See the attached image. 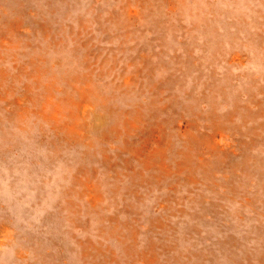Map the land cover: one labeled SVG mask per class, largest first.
<instances>
[{
  "label": "rangeland",
  "instance_id": "obj_1",
  "mask_svg": "<svg viewBox=\"0 0 264 264\" xmlns=\"http://www.w3.org/2000/svg\"><path fill=\"white\" fill-rule=\"evenodd\" d=\"M0 3V28L10 26L6 33L17 43L13 49L6 47L8 53L14 50L17 58L5 64L0 57V66L9 75L19 74L20 66L25 68L20 75L23 82L20 90L26 91L29 86L33 93L40 90V84L34 86L33 74L47 68L48 73L41 81L49 80L51 74L59 72L58 67L76 59V44L70 38L78 34L81 40H86L88 60L93 63L89 73L84 70L89 76L86 82L98 86L116 109H130L132 103L141 102V109L146 112L143 124L151 122V138L156 141L160 133L168 132L174 148L184 150L188 160L178 177L162 176L157 185L139 182L136 197L125 190L126 184L121 181L119 191L111 194L101 181L103 199L95 206L88 203V194L79 198L74 192V208L68 210L61 195L64 161L54 158L49 162L51 154H47L53 143L59 148L57 151L71 157L84 148L61 140L65 115H76L66 109L70 102L65 101L60 107L57 97L47 96L49 106L42 111L38 105L35 112L36 100H28L32 104L27 105L32 119L27 124L29 132L25 128L24 134L14 119L4 116L6 107L0 105V264H146L143 251L147 260L151 257L149 264H169L165 257L179 255L181 251L185 257L171 264H238L237 260L246 263L247 259L259 263L264 248L260 242V236L264 237V214L254 209L261 210L264 201L253 202L255 207H244L240 200L249 188L256 195L260 193L264 200V176L257 159L264 157V0H0ZM81 57L80 54L77 59ZM100 60L103 63L99 64ZM125 76L133 78V87L125 88L121 82ZM76 85L79 86L78 82L73 87L71 81L67 89L72 95ZM33 93L30 94L36 97ZM16 96L19 93L12 85L0 83V100L4 104L12 102L8 109L19 110ZM52 110L56 113L50 123L55 124L54 129L42 119ZM71 115H67L68 119L75 121ZM96 120L93 119L100 126L106 121ZM96 132L89 129L90 138L94 139ZM174 148L168 153L171 157L178 154ZM247 153L253 159L246 168L243 160L248 158ZM124 156L129 155L125 152ZM10 164L14 165L11 170ZM39 170H43L47 179H40ZM183 175L189 178L182 179ZM172 179L175 189L166 186ZM228 183L239 187L229 191ZM74 190L82 187L75 185ZM157 216L165 228L157 226L151 230V217ZM194 223L199 225L194 226L197 229L193 228ZM130 227L135 231L133 235L128 233ZM164 244L173 246L167 254Z\"/></svg>",
  "mask_w": 264,
  "mask_h": 264
},
{
  "label": "bare ground",
  "instance_id": "obj_2",
  "mask_svg": "<svg viewBox=\"0 0 264 264\" xmlns=\"http://www.w3.org/2000/svg\"><path fill=\"white\" fill-rule=\"evenodd\" d=\"M58 1V0H57ZM81 1V0H80ZM110 1V0H109ZM72 2V0H71ZM74 2V1H73ZM121 2V1H120ZM3 3V2H2ZM0 3V4H2ZM66 3V2H65ZM76 3V1H75ZM90 3V2H89ZM122 3V2H121ZM9 4V2H8ZM7 4V6H8ZM64 4V3H63ZM77 4V3H76ZM84 4V2H83ZM95 4V3H94ZM5 5V4H4ZM15 5V4H14ZM79 5V4H78ZM91 5V4H90ZM125 5V4H124ZM63 6V5H62ZM61 6V7H62ZM88 6V5H87ZM32 7V6H31ZM65 7V6H64ZM24 8V7H22ZM21 8V9H22ZM71 8V7H70ZM106 8V7H105ZM20 9V8H19ZM27 9V8H26ZM33 9V8H32ZM63 9V8H62ZM129 9V8H128ZM14 10V9H13ZM31 10V9H30ZM80 10V9H79ZM25 11V10H24ZM77 11V10H75ZM72 11V12H75ZM98 11V10H97ZM109 11V10H108ZM12 12V11H11ZM21 12V11H20ZM101 12V11H100ZM107 12V11H106ZM34 13V12H33ZM37 13V12H36ZM35 13V14H36ZM88 13V12H87ZM129 13V12H128ZM127 13V14H128ZM1 14V13H0ZM5 14V13H4ZM19 14V13H18ZM17 14V15H18ZM39 14V13H38ZM54 14V13H53ZM59 14V13H58ZM97 14V13H96ZM130 14V13H129ZM26 15V14H25ZM61 15V14H60ZM90 15V14H89ZM100 15V14H99ZM120 15V14H119ZM7 16H9L7 14ZM14 16V15H13ZM29 16V15H28ZM27 16V17H28ZM95 16V15H94ZM116 16V15H115ZM22 17H24V15H22ZM38 17V16H36ZM54 17V16H53ZM60 17V16H59ZM70 17V15H69ZM90 17V16H89ZM14 18V17H13ZM20 18V17H19ZM73 18V17H72ZM96 18V17H95ZM122 18V17H121ZM127 18V17H126ZM59 19V18H58ZM68 19V18H67ZM81 19V18H80ZM134 19V18H133ZM10 20V19H9ZM23 20V19H22ZM76 20V19H75ZM83 20V19H82ZM120 20V19H119ZM137 20V19H136ZM58 21V20H57ZM68 21V20H67ZM81 21V20H80ZM79 21V22H80ZM114 20H112L111 23H113ZM128 21H131L128 19ZM5 22V21H4ZM23 22V21H22ZM94 22V21H93ZM133 22V21H132ZM53 23V22H52ZM76 23V22H75ZM108 23V22H107ZM125 23V22H124ZM134 23V22H133ZM2 24V23H1ZM13 24V23H12ZM89 24V23H87ZM4 25V24H3ZM18 25V24H17ZM25 25V24H24ZM82 25V24H81ZM100 25V24H99ZM113 25V24H112ZM14 26V25H13ZM45 26V24H44ZM54 26V25H52ZM89 26V25H88ZM120 26V25H119ZM124 26V25H123ZM50 27V26H49ZM118 27V26H117ZM6 28V29H5ZM5 28H0V57H2V60H4L5 64L11 62L12 60L14 61V59L17 58V55L15 53V51L13 52L11 50V53H8L7 50V46L8 48H14L15 46H17V43L13 42L12 39H10L8 37V32L6 33V30H9L11 27L7 25V27ZM19 28V27H18ZM67 28V27H66ZM5 29V30H4ZM106 29V28H105ZM16 30V28H15ZM31 30V29H30ZM48 30V29H47ZM51 30V29H50ZM68 30V29H67ZM71 30V29H70ZM27 31V30H26ZM66 31V30H65ZM73 31V30H72ZM115 31V29H114ZM145 31V30H144ZM150 31V30H149ZM38 32V31H37ZM54 32V31H53ZM100 32V31H99ZM98 32V34H99ZM107 32V31H105ZM15 33V32H14ZM39 33V32H38ZM51 33V31H50ZM103 33V32H102ZM108 33V32H107ZM116 33V31H115ZM128 33V32H127ZM151 33V32H150ZM18 34V33H17ZM30 34V33H29ZM37 34V33H36ZM66 34V33H65ZM97 34V35H98ZM143 34V33H142ZM111 35V34H110ZM14 36V34H13ZM108 36V35H107ZM55 37V35H54ZM113 37V36H112ZM24 38V37H23ZM21 38V39H23ZM58 38V37H57ZM64 38V37H63ZM110 38V37H109ZM34 39V38H31ZM37 39V38H35ZM72 40H74V48H76L77 50L74 52V55H76V59H72V61L67 62L66 64H62V66L64 67H58V73L51 74V76L49 77V80H44L41 81L42 78L44 76H46V74L48 73L47 71H45V69L47 68H43L42 71H38L39 69H37V74H33L34 75V79H35V83L34 86H36L37 84H40V90H35L36 92H32L30 90V86L28 87V89L26 91H22L21 86H22V79L20 77L21 72H24L23 67L20 66L19 70V74L12 72L7 73L4 72V69H2L0 66V83L1 84H10L13 86V89L19 93V96H16L15 99H17L19 97V99H17L15 101V104L19 106V110H11L7 108V105H11L12 102H6V104L3 103V100H0V105L1 107L4 106L6 108L3 109V114L4 116H6V118L8 119H14L15 122H17L18 126H19V130L22 132V134H24V130L26 128V130L29 132L30 129V121H31V108L27 105H32L31 102L30 104H28V100H36L33 103V109L35 110V112H37L38 108H36L38 105H40L41 110L43 111V109L47 106H49L48 104V97H50L51 99L54 98H58V106H62L63 103L65 101H69L70 104L68 106H66L67 110H70L72 112H74L76 115H71V113H67L63 119V123L61 125L60 131L62 133V137L61 140L64 142H68L70 144H75V145H82L84 148L83 149H79V151L74 153V157H71L70 154L66 155L61 153L62 151L59 150L57 151V149H59L55 143L52 144V151L49 152L47 155H50L49 157V162H52L54 160V158L56 159H61L62 161H64V163H62L61 167H62V179H64L63 181L64 184L62 186L61 189V195H62V204L68 209L71 210L74 207V199L72 198V194L75 192L79 198H82L84 194H88L87 196V200L89 201L88 203H91V205H96L98 204L99 201H101L103 199V194H102V188H100L99 186H101V181H104L107 185V190L108 192L114 193L116 190L119 191L120 189V181L123 182V184H126V186H124L125 190L128 192H131L135 195V197L137 196L136 194H138V191L136 190V185L140 184L142 182H147V183H151L154 185H157L160 183V179L162 176L164 177H171L172 174H174L176 177L180 176L183 171L184 168L187 166L188 160L186 161V153H184V150H180L179 148H174V142L170 137H167V135H169V133L167 132H162L159 135L161 137H159L156 141L153 140L151 138V122L144 125L143 122L145 121V114L146 112H144L141 109V102H134L132 103V108L130 109H125V108H118L116 109L114 106H112V103L109 101L110 97H106L104 93H102L97 87L98 86H92L91 81L90 83L86 82L89 78L88 74L84 72V70L88 69V73L91 70V64L90 61L88 60V56H89V48L88 45L86 43V40H81V38L77 35L73 36L72 38H70ZM86 39V38H85ZM108 39V38H107ZM132 39V38H131ZM25 40V39H23ZM33 41V40H31ZM46 41V39L44 40ZM43 41V42H44ZM132 41V40H131ZM41 42V41H40ZM51 42V41H50ZM136 42V41H135ZM23 43V42H21ZM103 43V42H102ZM24 44V43H23ZM26 44V43H25ZM34 44V43H33ZM78 44V45H77ZM91 44V43H90ZM31 45V44H30ZM36 45V44H35ZM27 46V45H26ZM32 46V45H31ZM34 46V45H33ZM32 46V47H33ZM28 47V46H27ZM37 47V46H36ZM114 47V46H113ZM133 47V46H132ZM6 48V49H5ZM45 48V47H44ZM21 49V48H19ZM24 49V48H23ZM84 49V51L82 50ZM116 49V48H115ZM28 50V49H26ZM31 50V49H29ZM55 50V49H54ZM81 50L83 51V53L81 52ZM112 50V48H111ZM122 50V49H121ZM23 51V50H22ZM113 51V50H112ZM21 52V51H20ZM25 52V51H24ZM41 53V52H40ZM93 53V50H92ZM82 55L81 58L77 57L79 55ZM106 54V53H105ZM40 55V54H39ZM43 56V55H42ZM93 57V56H92ZM115 57V56H114ZM7 58H10L7 62ZM36 58V57H35ZM135 58V57H133ZM101 59V58H100ZM115 59V58H112ZM132 59V58H131ZM27 60V59H26ZM102 60V59H101ZM99 62V64H101V61ZM106 60V59H105ZM95 61V60H94ZM116 61V60H115ZM122 61V60H120ZM126 61V60H125ZM140 61V60H138ZM40 62V61H39ZM108 62V61H107ZM29 63V62H28ZM103 63V62H102ZM139 63V62H138ZM17 62H15V66H16ZM33 64V63H32ZM40 64V63H39ZM140 64V63H139ZM21 65V64H20ZM113 65V64H111ZM23 66V65H22ZM29 66V65H28ZM33 66V65H32ZM42 67V66H41ZM44 67V66H43ZM94 67V66H93ZM137 67V66H136ZM143 67V66H142ZM104 68V67H103ZM93 69V68H92ZM151 69V68H150ZM100 70V69H99ZM109 70V69H108ZM44 71V72H43ZM131 71V70H130ZM140 71V70H139ZM18 72V71H17ZM99 72V71H98ZM104 72V71H103ZM111 72V71H109ZM100 73V72H99ZM106 73V71H105ZM115 73V72H114ZM134 73V72H133ZM93 74V73H92ZM116 74V73H115ZM24 75V74H23ZM3 77V78H2ZM88 77V78H87ZM87 78V80H86ZM33 79V78H32ZM33 79V80H34ZM92 79V78H91ZM133 78H131L130 76H125L122 79V83L125 85L126 89H129L131 87L134 86L133 83H135L133 80ZM150 79V78H149ZM114 80V79H113ZM146 80V79H145ZM151 80V79H150ZM72 81V85L73 87H75V84L78 82L79 86L76 85V91L73 93V95L71 94V92H68L67 89H69V85L70 82ZM115 81V80H114ZM117 81V80H116ZM148 81V80H147ZM29 82V81H28ZM58 82V83H57ZM99 82V81H98ZM109 82V81H107ZM120 82V83H121ZM143 82V81H142ZM149 82V81H148ZM190 82V81H189ZM192 82V81H191ZM33 83V82H32ZM82 83V84H81ZM120 83L118 87L120 86ZM195 83V82H194ZM30 84V83H28ZM109 84V83H108ZM189 84V83H188ZM136 85V84H135ZM138 85V84H137ZM33 86V84L31 85ZM78 86V87H77ZM146 86V85H145ZM178 86V85H177ZM124 88V87H123ZM139 88V87H138ZM118 90V89H117ZM121 90V88H120ZM134 90V89H133ZM141 90V89H140ZM148 90V89H147ZM22 91V92H21ZM71 91V90H70ZM106 91V90H105ZM125 91V90H124ZM144 91V89H143ZM110 92V91H109ZM24 93H33L34 95H36V97H34L32 94H30L29 96L24 95ZM76 93V94H75ZM107 93V92H106ZM124 93V92H123ZM134 93V92H133ZM150 93V92H149ZM113 94V93H112ZM147 93H145L146 95ZM153 94V93H152ZM151 94V95H152ZM114 95V94H113ZM129 95V94H128ZM133 95V94H131ZM170 96H172L171 94H169ZM117 96V95H116ZM115 96V97H116ZM26 97H29L25 102L24 99ZM31 97V98H30ZM76 97H79L78 99H75ZM131 97V96H130ZM143 97V96H142ZM152 97V96H151ZM38 98V101L37 99ZM126 99V98H125ZM128 99V98H127ZM131 99V98H130ZM152 99V98H150ZM134 100V99H133ZM145 100V99H144ZM126 101V100H125ZM124 101V102H125ZM147 101V100H146ZM128 102V101H127ZM148 102H146L147 104ZM24 104H26L24 106ZM120 104V103H119ZM118 104V105H119ZM128 104V103H127ZM20 105L22 106V108H20ZM121 105V104H120ZM125 105V104H124ZM153 105V104H152ZM152 105L151 108H152ZM127 106V105H126ZM125 106V107H126ZM131 106V105H130ZM143 106V105H142ZM145 106V105H144ZM16 108V106H14ZM123 107V106H122ZM129 107V106H128ZM147 109V108H146ZM150 112V111H149ZM50 114V115H48ZM55 111L52 110L51 113L47 112L44 116H43V121L47 122L50 127L52 129L55 128V124H50L51 123V119L54 118L55 115ZM71 115L70 117H74V119L76 118L75 121H70L67 117V115ZM148 114V113H147ZM151 114V113H150ZM148 116V115H147ZM51 117V118H50ZM99 118H103L105 119V123L100 126L95 124L94 120H99ZM0 119L1 115H0ZM5 119V118H4ZM109 119V120H108ZM96 120V122H97ZM146 122V121H145ZM28 124V125H27ZM42 123H40V127L42 128L43 126H41ZM8 125V124H7ZM15 125V124H14ZM39 127V128H40ZM96 129L97 132L95 133V138H90L89 136V129ZM176 129V128H175ZM3 130V129H1ZM6 130V129H5ZM5 131L3 130V133ZM57 133V131H56ZM55 133V134H56ZM7 134V133H6ZM6 134H4V137H6ZM19 133H16L15 135H18ZM44 134V133H43ZM14 135V134H13ZM166 136V137H165ZM165 137V139H164ZM6 139V138H5ZM60 141V139H58ZM52 141V140H51ZM151 141H153V145H151ZM57 142V141H56ZM69 144V145H70ZM60 145V144H59ZM246 146V145H245ZM72 147V146H71ZM50 148V147H49ZM60 148L63 149V147L60 145ZM174 149H177L178 152V156L174 155L171 157V155H169L168 153H170L171 151H173ZM228 148V147H227ZM245 149V148H244ZM250 149V148H249ZM222 151V149H221ZM246 151V149H245ZM127 152L128 153V157L124 156V153ZM248 155V158L243 160V163L245 164V167H249L250 166V161L253 159V157L251 155ZM258 159V163H259V168H260V173L261 175L264 176V157L261 156ZM35 160V159H34ZM35 163V162H34ZM26 166V165H25ZM10 170L12 168H14V165L10 164ZM19 167V166H18ZM238 167H240V165H238ZM25 169V168H24ZM29 170V169H28ZM33 170V169H32ZM43 170H39V176L41 180H45L47 179L46 175H44L42 173ZM32 172V171H31ZM234 172H237V169H234ZM13 173V172H12ZM13 175V174H12ZM252 175H254L252 173ZM260 175V174H259ZM189 177L186 176H182V179H187ZM257 178V177H256ZM27 179V178H26ZM168 179V178H167ZM175 181V179H174ZM173 179L168 181L167 183V187H169L170 189H175L174 187V182ZM37 182H39L37 180ZM140 182V183H139ZM186 182V181H185ZM162 183V182H161ZM207 183V182H206ZM231 185V183H228ZM75 185H79L82 187V190H74ZM145 185V184H144ZM38 185H36L37 187ZM146 186V185H145ZM140 187V186H139ZM239 186L236 185H231L229 191L234 192V189H238ZM35 188V187H34ZM39 188V187H38ZM183 188V187H182ZM40 189V188H39ZM216 191V190H214ZM239 190H237L238 192ZM255 191V190H254ZM254 191H251L250 188L246 189L245 192L242 194V199L240 200V205L247 207V205H252L251 207H255L256 203L253 204V202H259V201H264L261 196V194L259 193L258 195H256L254 193ZM208 192V191H207ZM121 193V192H120ZM123 194V193H122ZM166 194V193H165ZM180 194V193H179ZM187 194V193H186ZM204 194V193H203ZM241 194V193H240ZM126 195V194H125ZM166 196V195H165ZM202 196V194L200 195ZM208 196V195H207ZM210 196V195H209ZM118 197V196H117ZM152 197V196H151ZM215 197V195H214ZM134 198V197H133ZM147 198V197H145ZM201 198V197H200ZM119 199V198H118ZM185 199V198H184ZM199 199V198H198ZM208 199V198H207ZM78 200V199H77ZM155 200V199H154ZM141 201V200H140ZM186 201V200H185ZM208 201V200H207ZM236 201V200H235ZM79 202V201H78ZM154 202V201H153ZM156 202V201H155ZM181 202V201H180ZM187 202V201H186ZM197 203V201H195ZM206 202V200H205ZM237 202V201H236ZM49 203V202H48ZM54 203V202H53ZM102 203V202H101ZM107 203V202H106ZM159 203V202H157ZM225 203V201H224ZM233 203V202H232ZM231 203V204H232ZM35 204V203H34ZM111 204V203H110ZM117 204V203H116ZM187 204V203H185ZM199 205V203H197ZM196 204V205H197ZM206 204V203H205ZM62 205V206H63ZM101 205V204H100ZM195 205V204H194ZM192 205V206H194ZM207 205V204H206ZM117 206V205H116ZM124 206V205H123ZM137 206V205H136ZM142 206V203H141ZM152 205H150L151 207ZM190 206V205H189ZM230 206V205H229ZM263 208L261 210H255V212H259L260 214H264V204L262 205ZM261 206V207H262ZM5 207V206H4ZM35 207V206H34ZM78 207V206H77ZM140 207V206H139ZM145 207V206H144ZM199 207V206H198ZM228 207V206H227ZM232 207V206H230ZM229 207V208H230ZM243 207V208H244ZM138 208V207H136ZM146 208H148L146 206ZM161 208V207H160ZM164 208V207H163ZM193 208V207H192ZM195 208V207H194ZM236 208V205H235ZM249 208V207H248ZM258 208V207H257ZM98 209V208H97ZM104 209V207H103ZM112 209V208H111ZM117 209V208H115ZM142 209V208H140ZM162 209V208H161ZM166 209V208H165ZM208 209V208H207ZM231 209V208H230ZM241 209V208H239ZM246 209V208H245ZM164 210V209H163ZM177 210V209H176ZM183 210V207H182ZM219 210V209H218ZM222 210V208H221ZM81 211V210H80ZM100 211V209H99ZM113 211V210H112ZM169 211V210H168ZM188 211V210H187ZM193 211V210H191ZM233 211V210H232ZM236 211V210H235ZM164 212V211H163ZM201 212V210L199 211ZM224 212V211H223ZM239 212V211H238ZM242 212V211H241ZM241 212H240V217L241 216ZM82 213V212H81ZM107 213V212H106ZM110 213V212H108ZM125 213V212H124ZM129 213V212H128ZM175 213V212H173ZM191 213V212H190ZM210 213V212H209ZM117 214V213H116ZM123 214V213H122ZM130 214V213H129ZM182 214V213H180ZM197 214V213H194ZM227 214V213H226ZM45 215V214H44ZM107 215V214H106ZM124 215V214H123ZM161 215V214H160ZM223 215V214H222ZM259 215V214H258ZM61 216V215H60ZM81 216V215H80ZM122 216V215H121ZM132 216V215H131ZM130 216V217H131ZM163 216V215H161ZM186 216V213L185 215ZM197 216V215H196ZM207 216V215H206ZM217 216V215H216ZM248 216V215H247ZM252 216V215H251ZM256 216V215H255ZM261 216V215H260ZM82 217V216H81ZM188 217V215H187ZM230 217V216H229ZM235 217V215H234ZM233 217V218H234ZM38 218V216H37ZM124 218V217H123ZM132 218V217H131ZM149 218V217H148ZM166 218V217H165ZM170 218V217H169ZM194 218V217H192ZM225 218V217H224ZM251 218V217H250ZM260 218V217H259ZM113 219V218H112ZM134 219V218H133ZM172 219V217H171ZM181 219V218H179ZM215 219V218H214ZM230 219H232L230 217ZM229 219V221H230ZM238 219V218H237ZM240 219V218H239ZM167 220V219H166ZM209 220V219H208ZM236 220V217L235 219ZM233 220V221H234ZM249 220V219H248ZM45 221V220H44ZM47 221V220H46ZM111 221V220H110ZM116 221V220H115ZM149 221V220H148ZM188 221V220H187ZM190 221V220H189ZM192 221V219H191ZM223 221V220H222ZM231 221V222H233ZM264 221V219H263ZM48 222V221H47ZM117 222V221H116ZM115 222V223H116ZM41 223V222H40ZM114 223V222H113ZM167 223V222H166ZM230 222H228L229 225ZM235 223V221H234ZM264 223V222H263ZM46 224V223H45ZM49 224V222H48ZM117 224V223H116ZM149 224V222H148ZM151 230L154 229V227L157 226H161L165 228V223L163 222V220L161 218L151 217ZM179 224V223H178ZM182 224V223H181ZM237 224V223H236ZM235 224V225H236ZM38 225V224H37ZM86 225V224H85ZM124 225V224H123ZM203 225V224H202ZM226 225V224H225ZM79 226V225H78ZM186 226V225H185ZM193 228L197 229L194 226L199 227V225L197 224H192ZM47 227V226H46ZM50 227V226H48ZM77 227V226H76ZM125 227V226H124ZM173 227V226H172ZM215 227V226H213ZM233 227V226H232ZM235 227V226H234ZM241 227V226H240ZM244 228H246V226H243ZM51 228V227H50ZM116 228H118L116 226ZM115 228V229H116ZM127 228V227H126ZM174 228V227H173ZM187 229L190 228V226L187 225L186 227ZM239 228V227H238ZM2 229V228H1ZM5 229V226H4ZM45 229V228H43ZM42 229V230H43ZM62 229V228H61ZM119 229V228H118ZM118 229H116L118 231ZM205 229V228H204ZM211 229V228H210ZM240 229V228H239ZM252 230V228H250ZM261 229V228H260ZM41 230V232H42ZM53 230V229H52ZM120 230V229H119ZM129 230V234L133 235L134 234V229L132 227L128 228ZM156 230V229H155ZM181 230V229H179ZM233 230V229H232ZM242 230V229H241ZM174 231V230H173ZM192 231V230H191ZM237 231V229H236ZM235 231V232H236ZM27 232V231H26ZM30 232V230H29ZM46 232V231H44ZM50 232V231H49ZM77 232V231H76ZM189 232V231H188ZM234 232V233H235ZM263 232V231H262ZM120 233V232H119ZM141 233V232H140ZM139 233V234H140ZM169 233V232H168ZM214 233V232H213ZM225 233V232H224ZM230 233V232H227ZM238 233V232H237ZM250 233V232H249ZM248 233V234H249ZM27 234V233H26ZM40 234V233H38ZM185 234V233H184ZM191 234V232H190ZM202 234V233H201ZM219 234V233H218ZM233 234V233H232ZM252 234V233H251ZM123 235V234H122ZM143 235V233H142ZM148 235V234H147ZM155 235V233H154ZM226 235V234H225ZM234 235V234H233ZM236 235V234H235ZM246 235V234H245ZM27 236V235H26ZM37 236V235H36ZM48 236V235H47ZM125 236V235H124ZM231 236V235H230ZM238 236V235H236ZM257 236V235H256ZM263 234L260 236L261 237V244L264 245V237H262ZM42 237V236H41ZM149 237V236H148ZM170 237V236H168ZM173 237V236H172ZM198 237V235L196 236ZM226 237V236H225ZM232 237V236H231ZM38 238V237H37ZM71 238V237H70ZM90 238V237H89ZM123 238V237H121ZM208 238V237H207ZM211 238V237H210ZM209 238V240H210ZM219 238V237H218ZM221 238V237H220ZM219 238V239H220ZM241 238V237H240ZM87 239V238H86ZM93 239V238H92ZM136 239V238H135ZM215 239V238H214ZM222 239V238H221ZM224 239V238H223ZM38 240V239H37ZM42 240V239H41ZM216 240V239H215ZM225 240V239H224ZM231 240V238L229 239ZM234 240V239H233ZM243 240V238H242ZM249 240V239H248ZM40 241V240H39ZM49 242V240H47ZM131 241V240H130ZM155 241V240H154ZM166 241V240H165ZM203 241V240H202ZM207 241V240H206ZM212 241V238H211ZM232 241V240H231ZM230 241V242H231ZM240 241V240H239ZM244 241V240H243ZM51 242V241H50ZM102 242V241H101ZM136 242V241H135ZM149 242V241H148ZM169 242V241H167ZM204 242V241H203ZM221 242V241H220ZM227 242V241H225ZM233 242V241H232ZM39 243V242H38ZM84 243V242H83ZM88 243V242H87ZM181 243H185V242H181ZM179 243V245L181 244ZM243 243V242H242ZM255 243V240H254ZM73 244V243H72ZM130 244V243H128ZM134 244V243H133ZM209 244V242H208ZM212 244V243H211ZM217 244V243H216ZM228 244V243H227ZM235 244V243H234ZM240 244V243H239ZM36 245V243H35ZM86 245V244H85ZM85 245H84V251L83 254H86V249H85ZM229 246H231L230 244H228ZM252 245V244H251ZM257 244L255 243V246ZM72 246V245H71ZM70 246V247H71ZM78 246V245H77ZM132 246V245H131ZM237 246V245H236ZM241 246V244H240ZM243 246V244H242ZM106 247V246H105ZM224 247V246H223ZM228 247V246H227ZM259 247V246H258ZM35 248V247H34ZM113 248V247H112ZM136 248V247H134ZM156 248V247H155ZM173 246L171 244H164L163 245V250L165 251L164 253H166V251H170V249H172ZM234 248V247H233ZM237 248V247H236ZM239 248V247H238ZM237 248V249H238ZM251 248V247H250ZM39 249V248H38ZM71 249V248H70ZM73 249V248H72ZM128 251H130L129 248H126ZM147 249V248H146ZM151 249V248H150ZM185 249V248H184ZM220 249V248H219ZM226 250V248H224ZM252 250V249H251ZM263 251L260 252L259 254V263H255L250 259H247V262L245 263V261L243 262L242 260H237L238 264H264V248L262 249ZM39 251V250H38ZM80 251V250H79ZM89 251V250H88ZM141 251V250H140ZM216 251V250H215ZM218 251V250H217ZM237 251V250H236ZM258 251V250H257ZM69 252V251H68ZM91 252V251H90ZM95 252V251H94ZM112 252V251H111ZM117 252V251H116ZM138 252V251H137ZM182 252V251H181ZM181 252L179 253V255H173V256H167L165 257V262H168L169 264L172 263L173 260H177V259H183L185 256H183L181 254ZM219 252V251H218ZM239 252V251H237ZM242 252V251H241ZM248 252V251H247ZM58 253V252H57ZM73 253V252H72ZM105 253V252H104ZM103 253V254H104ZM134 253V252H133ZM154 253V251L152 252ZM217 253V252H216ZM234 253V252H233ZM256 253V252H254ZM37 254V253H36ZM39 254V253H38ZM43 254V253H42ZM41 254V255H42ZM59 254V253H58ZM79 254V253H78ZM90 254V253H89ZM110 254V253H108ZM147 253L145 251H143V257H145L146 260V264H149V260H151V257L149 258V260L146 259L147 256H145ZM161 254H163L161 252ZM167 254V253H166ZM219 254V253H218ZM241 254V253H239ZM249 254V253H248ZM44 255V254H43ZM46 255V254H45ZM44 255V256H45ZM50 255V254H49ZM53 254H51L52 257ZM113 255V254H112ZM141 255V254H140ZM154 255V254H153ZM251 255V254H250ZM40 256V255H39ZM102 256V255H101ZM114 256V255H113ZM119 256V255H118ZM121 256V255H120ZM123 256V255H122ZM125 256V255H124ZM130 256V255H129ZM134 256V254H133ZM219 256V255H218ZM42 257V256H41ZM47 256H45L46 258ZM92 257V255H91ZM94 257V256H93ZM108 257V256H107ZM116 257V256H115ZM157 257V256H156ZM224 257V256H223ZM54 258V257H53ZM61 258V257H60ZM85 258V257H84ZM88 258V257H87ZM100 258V257H99ZM36 259V258H35ZM39 260H41L40 258H38ZM44 260V257L42 258ZM56 259V258H55ZM107 259V258H106ZM117 259V258H116ZM124 259V258H123ZM128 259V258H127ZM159 259H161L159 257ZM209 259V258H208ZM219 259V258H218ZM37 260V259H36ZM46 260V259H45ZM49 260V259H48ZM60 260V259H59ZM64 260V259H63ZM204 260V259H203ZM235 260V259H234ZM255 260V259H254ZM94 261V260H93ZM102 261V260H101ZM113 261V260H112ZM121 261V259H120ZM131 261V260H130ZM136 261V260H135ZM36 262V261H35ZM59 262V261H58ZM98 262V261H97ZM140 262V261H139ZM202 262V261H201ZM200 262V263H201ZM228 262V261H227ZM65 263V262H64ZM90 263V262H89ZM88 263V264H89ZM102 263V262H101ZM36 264V263H35ZM53 264V262H52ZM63 264V263H62ZM87 264V263H85ZM108 264V263H107ZM112 264V263H111ZM125 264V263H124ZM129 264V263H128ZM205 264V263H203Z\"/></svg>",
  "mask_w": 264,
  "mask_h": 264
}]
</instances>
